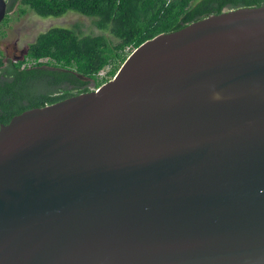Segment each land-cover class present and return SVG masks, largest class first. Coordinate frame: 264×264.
Segmentation results:
<instances>
[{"label": "water", "instance_id": "obj_1", "mask_svg": "<svg viewBox=\"0 0 264 264\" xmlns=\"http://www.w3.org/2000/svg\"><path fill=\"white\" fill-rule=\"evenodd\" d=\"M0 264H264V6L2 125Z\"/></svg>", "mask_w": 264, "mask_h": 264}, {"label": "trees", "instance_id": "obj_2", "mask_svg": "<svg viewBox=\"0 0 264 264\" xmlns=\"http://www.w3.org/2000/svg\"><path fill=\"white\" fill-rule=\"evenodd\" d=\"M7 14L18 4L20 14L42 19L75 12L94 20L108 33L82 36L55 27L39 34L21 60L0 52V127L25 111L61 102L110 81L128 56L159 34L179 31L209 16L264 6V0H9ZM8 19V18H7ZM7 22V20H6ZM5 22V23H6ZM108 69L105 76L100 73ZM71 86L62 95L54 88ZM75 92V93H74Z\"/></svg>", "mask_w": 264, "mask_h": 264}, {"label": "rangeland", "instance_id": "obj_3", "mask_svg": "<svg viewBox=\"0 0 264 264\" xmlns=\"http://www.w3.org/2000/svg\"><path fill=\"white\" fill-rule=\"evenodd\" d=\"M6 1L10 4L9 0ZM94 20L75 12H68L60 18L47 19L39 18L31 11L21 15L17 4L0 24V52L5 59H21L26 54L27 46L33 43L39 34L55 27L73 29L82 36L104 35L110 39L108 33L95 27ZM107 71L108 69L102 71L100 76H105ZM89 87L92 90L97 89L93 83Z\"/></svg>", "mask_w": 264, "mask_h": 264}, {"label": "flooded vegetation", "instance_id": "obj_4", "mask_svg": "<svg viewBox=\"0 0 264 264\" xmlns=\"http://www.w3.org/2000/svg\"><path fill=\"white\" fill-rule=\"evenodd\" d=\"M26 50H27V49H26ZM21 59H23V56H22ZM21 59L16 58L15 61H17V60H21ZM70 89H71V86H70V85H68V86L66 87V84H62V85L58 86L57 88H54L53 91L56 92L57 95H62V93H64L66 90H70ZM74 93H75V92H74Z\"/></svg>", "mask_w": 264, "mask_h": 264}]
</instances>
